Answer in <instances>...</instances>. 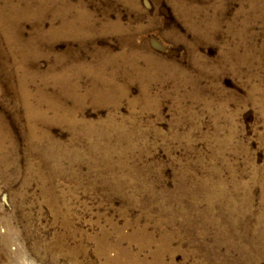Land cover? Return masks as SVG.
<instances>
[{
  "label": "rangeland",
  "instance_id": "rangeland-1",
  "mask_svg": "<svg viewBox=\"0 0 264 264\" xmlns=\"http://www.w3.org/2000/svg\"><path fill=\"white\" fill-rule=\"evenodd\" d=\"M61 1L81 4L96 27L81 43L51 36L47 20L49 33L29 49L39 72L26 88L78 106V118L97 126L75 140L67 122L38 121V149L31 148L20 85L0 66V113L16 141L15 163L0 176V264H105L116 251L105 255L102 246L117 244V227L147 228L155 237L146 255L162 237L165 264H264V0ZM20 23L26 42L36 25ZM126 33L168 64L147 98L136 77L117 105L60 99L57 86L46 85L73 51L88 63L102 52L117 55L108 72L124 83L115 67L124 64ZM80 80L87 89L90 76ZM119 123L116 133L111 126Z\"/></svg>",
  "mask_w": 264,
  "mask_h": 264
},
{
  "label": "bare ground",
  "instance_id": "bare-ground-1",
  "mask_svg": "<svg viewBox=\"0 0 264 264\" xmlns=\"http://www.w3.org/2000/svg\"><path fill=\"white\" fill-rule=\"evenodd\" d=\"M3 1L4 5H0V66L3 67L4 65V78L6 76L9 78H15L20 85V91L18 90L19 92L16 95V98L17 102L26 108L25 116L30 129L29 142H31V148L35 150L38 149V121H41L42 123H52L58 120L67 122L70 128L74 130L75 140H79L82 137L87 138L88 136H93L95 133L91 132V128L97 125L94 123L87 124L84 121H81L78 118V106L68 109L63 103V100L59 103L58 100H54L48 95H44L41 91L34 93L30 92L26 88V83L31 81L34 75L39 72L36 60L37 55L35 53L34 56H31L29 50L36 43V38H43V36L50 32L49 34L51 36H55L57 33L70 39H79L81 43H84L90 39V33L94 31L96 27L94 15L86 10L81 4H69L61 0ZM253 6L254 7H252L251 2V8L258 7L255 6V2H253ZM72 11L74 12L72 13ZM22 20L31 21L32 24L34 23L36 25L34 28L35 31L26 42L23 41L24 31L22 30L23 25L20 23ZM47 20L52 23V31H49L48 33L45 31V22ZM57 22H60L58 26H56ZM124 40V43H126L125 49L120 55L124 59V64L120 66L117 64L115 67L116 71L122 69L125 71L126 80L124 83H118L116 76L114 75L115 73L108 72V69L114 66L115 58H119L117 55L114 57L102 52L98 54L94 61L92 60V63H88L78 59L79 53L73 51L74 54L69 60V63H66L67 65H62V67L59 66L60 68L58 70L56 67L53 68V70L58 71L54 74L55 77L53 74L44 77L46 85L57 86V94L60 96V99L62 96L67 98L73 97L79 104L86 97H91L95 103H100V101L104 100L107 103L117 105L118 99L127 93L129 82L132 81L133 77H136L142 82V96L147 98L149 96L148 89L151 83L150 81L168 64L146 47L140 46L141 44L136 45L129 33L124 35ZM48 41L49 43L47 44L51 45L52 39H48ZM2 44L5 45L6 50L2 47ZM10 59H13V64L11 65L7 64ZM56 59L58 63L62 64V55L57 54ZM28 69L32 70L33 73ZM83 74L89 75L91 79L89 87L87 86V89L85 90L81 89L82 84L80 78ZM0 88L1 90L4 89V87ZM44 101L47 105L46 109L41 105ZM112 118L113 117H110V119ZM110 124L112 123H109V125ZM111 127L116 133H120L119 129L123 128V124H120L119 126L113 124ZM82 131L84 134L80 135L79 133ZM130 133L131 132L129 131V133L126 134V137H129ZM48 136L49 132L44 130V134H41L39 138L43 140V138H48ZM78 136L81 138L77 139ZM15 142V135L13 134L10 121L0 113V176L4 175L2 174L3 171H5L4 169L9 171L13 166V163H15L10 160L11 154L15 152ZM51 155L60 157L55 152H51ZM28 166V177L33 178L34 172L38 169V162H28ZM8 181L12 183V180L8 179ZM56 198V195H52V198L50 199L51 201H55ZM62 217H64L66 223H69L68 215L66 216L63 214ZM127 224H129V222H127ZM146 229L147 228L143 227L140 230L133 229L132 232L125 233L121 232L117 227L115 229L119 236L117 244H107L102 246L101 251L105 255H107L110 250L116 251L114 258L111 259L107 257V259H105V264H165L163 259L167 247L166 242L162 237L161 242L156 244L157 248L155 250H151L149 255L144 254V252L153 245L155 237H152ZM105 234L107 235V233L104 232V235ZM100 239L101 237L99 239L97 238V241ZM125 241L128 243V246L126 247L123 246ZM134 243L137 245V252L131 250L130 245ZM10 259H8V263L3 262L2 264H12Z\"/></svg>",
  "mask_w": 264,
  "mask_h": 264
}]
</instances>
